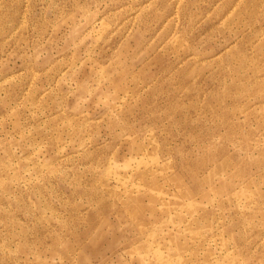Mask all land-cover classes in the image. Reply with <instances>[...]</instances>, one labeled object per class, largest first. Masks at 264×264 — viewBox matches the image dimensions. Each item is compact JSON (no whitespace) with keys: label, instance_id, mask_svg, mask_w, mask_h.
<instances>
[{"label":"rangeland","instance_id":"obj_1","mask_svg":"<svg viewBox=\"0 0 264 264\" xmlns=\"http://www.w3.org/2000/svg\"><path fill=\"white\" fill-rule=\"evenodd\" d=\"M0 264H264V0H0Z\"/></svg>","mask_w":264,"mask_h":264}]
</instances>
